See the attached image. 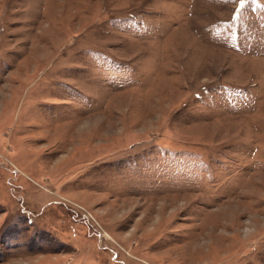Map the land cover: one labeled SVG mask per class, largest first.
I'll list each match as a JSON object with an SVG mask.
<instances>
[{"label":"rangeland","instance_id":"1","mask_svg":"<svg viewBox=\"0 0 264 264\" xmlns=\"http://www.w3.org/2000/svg\"><path fill=\"white\" fill-rule=\"evenodd\" d=\"M0 264H264V0H0Z\"/></svg>","mask_w":264,"mask_h":264}]
</instances>
